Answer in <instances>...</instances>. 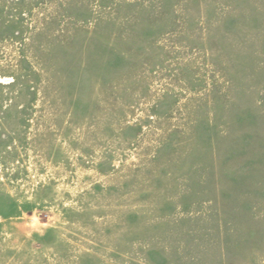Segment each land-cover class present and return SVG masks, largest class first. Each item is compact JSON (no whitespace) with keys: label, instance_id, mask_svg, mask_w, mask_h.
<instances>
[{"label":"rangeland","instance_id":"obj_1","mask_svg":"<svg viewBox=\"0 0 264 264\" xmlns=\"http://www.w3.org/2000/svg\"><path fill=\"white\" fill-rule=\"evenodd\" d=\"M0 264H264V0H0Z\"/></svg>","mask_w":264,"mask_h":264}]
</instances>
